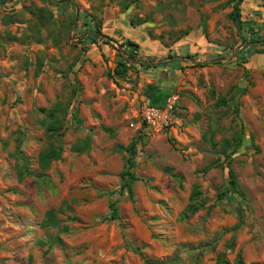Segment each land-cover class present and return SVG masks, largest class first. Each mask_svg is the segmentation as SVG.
<instances>
[{
	"label": "rangeland",
	"instance_id": "rangeland-1",
	"mask_svg": "<svg viewBox=\"0 0 264 264\" xmlns=\"http://www.w3.org/2000/svg\"><path fill=\"white\" fill-rule=\"evenodd\" d=\"M234 4L0 0V264H264V0Z\"/></svg>",
	"mask_w": 264,
	"mask_h": 264
},
{
	"label": "trees",
	"instance_id": "trees-1",
	"mask_svg": "<svg viewBox=\"0 0 264 264\" xmlns=\"http://www.w3.org/2000/svg\"><path fill=\"white\" fill-rule=\"evenodd\" d=\"M3 2L6 0H2ZM244 2V0H235V4H234V10L231 13V16L234 20V22L237 24V26L242 29L243 24H242V20H241V4ZM256 41H261V40H256ZM127 43L129 45V47H132V49H135L138 45L133 41V40H127ZM130 61L128 58H125L124 56L121 55L120 59L117 62V65L114 68V73L117 76L120 77H125L130 69ZM222 104H227V99L222 97L219 99L218 105H222ZM137 140H134L131 142V144L127 147V150L130 152L129 157L127 158V164H128V169L125 170L124 172H122V178L124 179V186L127 187L130 191V182L129 181H134L136 179H138V176L133 172V167L135 166V155L137 153ZM60 156V151L56 150L54 148H50L48 149V151L43 152L42 154V159H41V166L42 168H47L49 167L51 161L53 159H57ZM229 156V154H228ZM24 168H26V166H24ZM228 168H229V177H230V184H231V189L232 191H237L239 190V182H238V177L237 174L235 172V170L233 169V167L231 166V161H228ZM228 190H224V192H220L219 196H222L223 194L227 193ZM240 194H243L242 192H240ZM199 205L195 204V203H191L187 206L186 208V214L183 216L184 218H188L191 215H193L194 213H196L199 209ZM112 209H113V218H117V208L112 204ZM51 215V218H47L46 219V223L48 225H58L59 221L54 217V212L53 210L50 211L49 213ZM240 263H243L242 259L239 260ZM147 264H157L154 261L151 260H146Z\"/></svg>",
	"mask_w": 264,
	"mask_h": 264
}]
</instances>
